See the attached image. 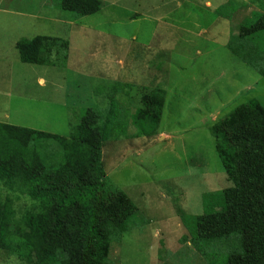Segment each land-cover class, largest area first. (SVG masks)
I'll use <instances>...</instances> for the list:
<instances>
[{
  "label": "rangeland",
  "instance_id": "374dc122",
  "mask_svg": "<svg viewBox=\"0 0 264 264\" xmlns=\"http://www.w3.org/2000/svg\"><path fill=\"white\" fill-rule=\"evenodd\" d=\"M48 1V7L57 5L0 0V123L68 138L86 110H98L102 124L109 121L106 187L128 195L139 210L132 229L113 243L110 261L226 264L237 244L197 245L190 239L194 218L206 213V194L233 186L222 174L212 127L249 101L264 107V79L256 66L264 39L237 37L228 46L244 20H259L253 17L259 13L257 1L122 0L77 22L86 35L63 34L69 42L67 63L58 56L55 68L24 65L16 44L46 33L31 18ZM157 88L166 92L162 121L141 125L156 134L130 138L134 119L144 114L142 97ZM49 143L50 165L58 166L55 150H61ZM0 200L10 203L17 219L29 207L25 195L3 184ZM0 264H21V259L2 252Z\"/></svg>",
  "mask_w": 264,
  "mask_h": 264
},
{
  "label": "trees",
  "instance_id": "16d2710c",
  "mask_svg": "<svg viewBox=\"0 0 264 264\" xmlns=\"http://www.w3.org/2000/svg\"><path fill=\"white\" fill-rule=\"evenodd\" d=\"M256 1L252 4L259 6V13L253 17L259 20H244L229 47L237 37L264 39V14H260L264 4ZM56 2L61 12L77 17L92 16L104 6L100 0ZM16 49L24 65L55 68L58 56L64 64L69 59L65 38H25ZM259 51L256 66L264 79V50ZM120 87L115 83L112 88ZM165 103L162 89L144 95L140 111L146 115L134 119L130 138L156 134L141 125L159 126ZM108 124H102V115L93 108L86 110L68 138L0 123V185L17 190L29 201L17 219L10 203L0 200V253L20 258L21 264H113L112 245L132 229L131 220L139 210L128 195L106 187L103 151ZM212 133L222 174L233 186L217 195L206 194V213L194 218L195 237L190 240L197 245L237 244L238 252L226 264H264V107L249 101L215 124ZM49 142L61 150H55L58 166L50 165Z\"/></svg>",
  "mask_w": 264,
  "mask_h": 264
},
{
  "label": "crops",
  "instance_id": "0c3cea01",
  "mask_svg": "<svg viewBox=\"0 0 264 264\" xmlns=\"http://www.w3.org/2000/svg\"><path fill=\"white\" fill-rule=\"evenodd\" d=\"M52 1V0H51ZM59 1V0H58ZM104 3L103 8L101 11L105 10L107 8V5H110L112 7L113 5H119L122 3V0H100ZM56 2V0H54ZM209 4L208 7H211L210 1L207 2ZM49 1L42 3L41 6H39L41 10V14L38 15L37 17L32 16V20L38 21L40 26L42 27V31L46 32L45 34H41L39 36H49V37H54V38H65L67 35H63L65 32L68 34V32H73L77 30V33L80 35H86V28L82 27V24L78 25L77 22H82L86 21V18H91L92 16L89 17H80L77 18L75 14H64L63 12L60 11L57 5L53 7H48ZM56 3H53V5ZM223 7V6H222ZM45 8L47 10L45 11ZM221 8V7H220ZM220 8L215 9V12L219 10ZM28 10V9H27ZM51 11V12H49ZM96 15V14H95ZM38 24H34V26H37ZM33 27V26H32ZM38 27V26H37ZM66 28V30L63 32V28ZM205 32V31H204ZM42 83L45 84V80L41 79L40 80Z\"/></svg>",
  "mask_w": 264,
  "mask_h": 264
}]
</instances>
